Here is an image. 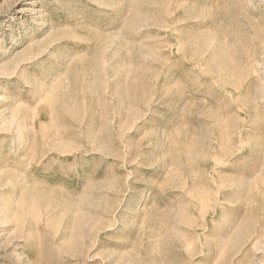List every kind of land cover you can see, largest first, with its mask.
I'll list each match as a JSON object with an SVG mask.
<instances>
[{
  "label": "rangeland",
  "instance_id": "obj_1",
  "mask_svg": "<svg viewBox=\"0 0 264 264\" xmlns=\"http://www.w3.org/2000/svg\"><path fill=\"white\" fill-rule=\"evenodd\" d=\"M0 264H264V0H0Z\"/></svg>",
  "mask_w": 264,
  "mask_h": 264
}]
</instances>
